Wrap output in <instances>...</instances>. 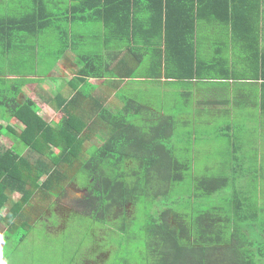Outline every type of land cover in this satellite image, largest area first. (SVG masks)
Wrapping results in <instances>:
<instances>
[{"label": "trees", "instance_id": "obj_1", "mask_svg": "<svg viewBox=\"0 0 264 264\" xmlns=\"http://www.w3.org/2000/svg\"><path fill=\"white\" fill-rule=\"evenodd\" d=\"M169 2L50 0L44 5L46 2L37 0L34 11L24 8L29 9L25 16L14 17L13 21H9L10 17L0 19V51L4 54L21 56L24 51L37 54L39 42L45 39L56 47L53 63L65 54H73L78 68L74 80L69 81L70 97L57 93L50 99L51 106L62 114L57 126L38 116L32 100L17 103L26 78L21 77V85L0 87V105L4 102L7 106V98L15 107L7 113L23 125L19 134L0 125V135L13 140L8 149L0 150V210L8 206L6 217L12 223L0 239L14 234L19 243L34 227L28 224L21 209L28 204L30 195L25 172L33 171L37 181L43 178L35 186L46 198L67 179L68 171L78 162L73 179L83 187L79 201L84 209L72 216L79 222H87L90 232L92 226L105 231L100 240L118 241L119 246L125 237L141 242L140 264H256V258L264 259V202L260 200L259 204L253 181L236 186L250 174L256 178L252 170L255 168L239 163L251 158L235 153L243 151L241 147L230 157L237 164L230 167L229 175L201 176L192 183L195 197L211 196L231 186L225 204L203 211H191L185 206L181 212L180 203L178 207L164 209L155 207V203L160 198L167 199L172 189L184 181L191 160L180 161L179 149L170 145L176 120L151 111L145 104L146 97H124L116 112L101 105L86 108L108 124L112 132L100 145L92 146L90 153V149L88 152L84 149L92 127L87 112L79 113L77 109L81 106L80 99L88 98L89 94H84L82 88L76 89L75 81L85 83L86 87H89L87 80L105 77L117 81L127 78L238 81L223 68L217 73L202 74L194 46L196 8L187 12L184 5ZM63 3L67 6H62ZM253 13L260 21L259 6L254 11L249 8L243 11L249 25L252 21L248 18ZM141 16L145 18L142 20ZM228 16L232 17V13ZM78 26L89 30L82 34ZM20 48L24 51H19ZM256 48L258 69L264 81V48L261 52ZM104 50L123 51L135 67L121 71L125 63L122 56L113 71L104 70ZM260 108L264 112L262 101ZM130 116L143 122L133 123ZM84 130L90 133H83ZM15 193L20 194L18 202L11 199ZM138 208L143 210L140 216Z\"/></svg>", "mask_w": 264, "mask_h": 264}, {"label": "rangeland", "instance_id": "obj_2", "mask_svg": "<svg viewBox=\"0 0 264 264\" xmlns=\"http://www.w3.org/2000/svg\"><path fill=\"white\" fill-rule=\"evenodd\" d=\"M23 11L19 10L17 13ZM77 30L84 34L89 29L86 26H78ZM22 41L25 43L26 39ZM39 44L37 54L32 51L26 53L21 48L19 51L25 53L21 56L7 52L4 54L0 51V87H12L17 83L21 85L23 80L21 77L27 78L45 74L47 69L52 67L56 47L49 45L45 39H42ZM70 57L71 64L75 66L76 57L73 54ZM10 70H14L13 75H19L18 78L10 80L5 78L4 83H2L1 76L11 75ZM54 70L55 68H53ZM60 80L62 78L57 77L53 82L55 81L57 84L56 82H60ZM49 85L51 84H45V90L44 88L38 90L37 87L30 86L29 89L24 90V96L36 101L43 112L51 116L47 118L50 123L57 126L61 115L58 113L54 115L51 110L45 111V106L36 96V91H42V94L49 93L51 90ZM186 89V87L181 89L168 87L166 91ZM171 105L166 103L168 108ZM169 113L173 112L170 110ZM129 121L136 124L143 122L140 119L138 121L134 116H130ZM260 121H262V128L259 126ZM102 125L99 130H90L92 131L91 134L98 133L100 140L90 134L88 140L83 144L87 152L90 149L88 153L93 150V148L91 149L92 146L100 145L103 140L110 136L111 127L106 123ZM226 125H231V128L226 130L224 128ZM14 131L17 134L21 132L18 128ZM83 133L88 134L90 132L84 130ZM193 136L196 142L189 145L191 143L189 140ZM12 144L13 140L9 136L0 135V150L8 149ZM171 144L179 148L177 157L180 161L191 160V169L186 173L184 181L172 189L167 199L160 198L156 201L155 207L174 208L178 207L180 203L179 211L181 212L185 210V206H189L191 211H203L213 206L224 205L229 197L231 186H227L211 196L195 197L196 192L194 193L192 183L195 178L201 176L229 175L230 167L237 164L231 161L230 157L234 155V150L240 149V147L243 151L235 153H238V156H242L241 153L251 155V158L239 163L255 168L252 170L256 178L251 177L250 174L244 180H239L236 186L239 187L241 183L253 181L259 204L261 203L260 200L264 202V120L244 116L240 111L237 112L236 108L232 109V112H227L225 109L219 112L214 109L202 117L198 114H192L188 119L175 121ZM183 147L193 149L185 151L181 149ZM86 151L83 152L84 156ZM77 163L71 171H68L67 179L51 191L52 196L49 195L46 198L42 197L37 188L43 178L37 181L33 171L24 173V177H27L30 195L28 204H24L21 209L28 219V224L34 227H31L29 233L19 243L16 242L18 237L14 234L10 235L9 238L5 236L0 239V264H140L141 242L126 240L124 236L121 246H119L120 242L118 241L113 243L108 240L112 244L109 246L105 238L100 240L105 231L99 230L97 226H92L90 232V226L87 222H79L77 218L72 216L74 213H82L84 209L79 201L84 194L83 187L73 179L78 168ZM35 182H37L36 186ZM11 199L18 202L20 194H12ZM7 207L0 210V237L12 224L6 217ZM137 212L140 216L143 210L138 208ZM141 221L139 218L138 222ZM104 241L106 244L102 243ZM256 264H264V259L256 258Z\"/></svg>", "mask_w": 264, "mask_h": 264}, {"label": "crops", "instance_id": "obj_3", "mask_svg": "<svg viewBox=\"0 0 264 264\" xmlns=\"http://www.w3.org/2000/svg\"><path fill=\"white\" fill-rule=\"evenodd\" d=\"M36 1L0 0V19L10 17L9 21H13L14 17L25 16L26 12L29 13V9L19 8H30L31 11H34L32 8L36 6ZM43 2H46L44 5H48L50 0H43ZM169 4L174 6L184 5L187 12L188 9L196 8L194 46L202 74L210 71L217 73L219 69L223 68L232 72L235 78H239L238 81H220L217 79L177 81L164 78L160 81L146 80L145 78H127L117 81L111 77H105L97 80H87L89 87H86L85 83L78 80L75 81V88H82L84 94H89V97L80 99L81 106L78 105L77 112H87L86 116L90 119L92 130H99L104 122L100 120L96 113H89L88 110H85L86 108L95 109L93 105H101L111 112H116L122 106L124 97L141 96L146 97L145 104L149 106L148 108L151 111L160 115H170L175 120L188 119L192 114H198L202 117V115L212 112L214 109L219 112L224 109L227 112H232L234 108L244 116L264 120V112L260 108L261 101L264 102V81L261 80V73L258 69L260 64L256 58V47H259L260 52L264 48V0H170ZM62 6L66 7L67 5L63 3ZM244 6L246 7L244 8ZM256 6L260 7L261 20H257L256 14L253 13L248 18L249 21H252V24L249 25L247 18L243 16V11L246 8L254 11ZM19 10L24 11L17 13ZM229 12L232 13V17L228 16ZM141 18L143 20L145 17L141 16ZM257 21L259 24H257ZM170 24L173 28L171 21ZM123 53L120 50H104L102 52L104 70L113 71L118 58L122 56L125 58V63L121 67V71L135 67L134 61ZM69 55L65 54L60 57L45 74L27 77L20 86L21 92L16 98L19 104L25 102L26 99L32 100L37 106L38 116L48 123L50 121L47 118L51 116L45 114L32 98L24 96V90L29 89L30 86L37 87L38 90L43 88L45 90V84H51L49 85L51 86L49 93L42 94V91H36V96L45 106V111L51 110L54 115L58 113L62 116L61 112L55 111L51 106L50 99L57 93H62L66 98L70 97L72 93L69 81L74 80L78 68L76 65L71 64V55ZM55 65L57 67H54ZM53 68H55L54 71ZM9 72H11V75L5 77L7 80L18 78L19 75H13L14 70ZM57 77L62 78V80L57 81V84H55L53 80ZM5 78L1 80L3 81ZM168 87H179L180 89L186 87L187 89L166 91ZM5 103L7 106L4 105V102L0 105V125L3 128L23 130V125L16 118L11 117V113H7L9 110L13 111L15 107L7 98ZM166 103L172 105L168 108ZM170 110L173 113H169ZM261 123L262 121L259 123L260 127L262 126ZM224 128L228 130L231 125H226ZM91 135L100 140L98 133ZM189 141H191L189 145L196 142L194 136ZM181 149L190 151L193 148L183 147Z\"/></svg>", "mask_w": 264, "mask_h": 264}]
</instances>
